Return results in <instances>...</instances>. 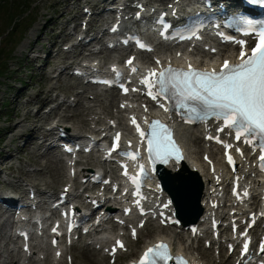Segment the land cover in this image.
<instances>
[{"label":"snow or ice","instance_id":"1","mask_svg":"<svg viewBox=\"0 0 264 264\" xmlns=\"http://www.w3.org/2000/svg\"><path fill=\"white\" fill-rule=\"evenodd\" d=\"M254 2L264 3V0H254ZM243 23L247 25L245 34L255 33L258 42L251 49L250 55L243 50L245 41L238 42L242 48L239 63L230 64L225 60L219 73L194 70L191 65H189L188 71L171 67L161 70L159 73L153 70L149 76L155 79L150 82L148 77H145L142 83L148 88L147 94L153 100L158 97L174 98L179 107L186 110L188 114L186 122H192L194 118L206 119L212 116L217 120H222L224 128L234 131L237 141H241L243 138L244 143L253 145L254 141L258 139L261 151V168L264 170V26L257 29L253 22L247 19L243 20ZM139 46L146 47L144 44H139ZM127 63L131 64L132 61L129 60ZM153 88H157V91L153 92ZM170 90L171 95H169ZM125 91L127 90L125 89ZM160 107H164V105L161 104ZM132 122L136 123L135 118ZM224 128H219L218 131H224ZM137 130L140 131L142 138L147 137V151L153 164L156 162L166 163L173 157V154L177 160L181 158L179 147L167 126L162 125L159 121H154L149 125L147 133L141 131L139 125H137ZM119 135L118 133L115 137L117 142ZM209 139H213V137H209ZM215 139L221 142L218 137ZM116 146L114 145V148ZM224 147L229 149L232 145L224 143ZM236 151L243 155L239 148ZM138 155V152L132 153L129 154V158L135 160ZM228 161L235 170L233 157L228 155ZM140 168L141 174L147 175L143 170V165H140ZM127 174L125 171V175ZM132 180L134 183H138V177H132ZM171 204L172 201L169 200L163 207L168 208ZM53 231L55 232L56 229L54 228ZM133 237L135 238V229H133ZM116 245L123 247L119 240L116 241ZM260 250L264 252V242L261 243ZM247 251L248 242H245L241 255H245ZM171 258L167 245L161 243L149 248L141 258L140 264H158V261L166 262Z\"/></svg>","mask_w":264,"mask_h":264},{"label":"rangeland","instance_id":"2","mask_svg":"<svg viewBox=\"0 0 264 264\" xmlns=\"http://www.w3.org/2000/svg\"><path fill=\"white\" fill-rule=\"evenodd\" d=\"M55 1L57 4L54 5ZM65 1L66 0H0V33L8 27L10 13L12 15L15 14L14 16L20 19V27L16 29V32L11 38L14 50L8 57V70L2 77H0V142L2 145H5L2 154L0 151V161L4 160L8 155V152L12 153L7 161L4 160L3 162H0V174L3 178L12 179L15 175L22 176L26 172L29 173L34 166L37 168L38 164H41V166L46 164V169H48V167H50L49 164L54 166L58 159L54 154L47 153L46 155H42V150L35 151L33 149L34 147L30 145H26L24 147L25 150L23 151H20V149L23 142L29 140L27 139L28 129L32 127L33 123H38L41 118L40 113H37L36 117L32 116V110L33 107H36V102L33 103L32 101V103L28 104L29 106L24 105L25 102H30L29 95L40 91V93H42L40 98L42 99L46 92L47 94L53 95L56 92L54 90L58 91V89L63 90V93H71L70 89L67 88V85L71 83V80L62 77L58 82L55 80L49 82V80L46 79V76H43L44 73L47 75V70L50 64L44 67V71L40 70V66L45 61L44 57L46 56V53L50 48H53V46L50 47V44L56 39L57 28L59 29L63 23L64 25L67 24L66 20L71 17L69 15L75 13L76 10L82 12V6L77 7L76 4H71L69 1L66 3ZM65 5L71 9L68 14L66 12L62 13ZM74 6L75 8H73ZM30 20L32 21L27 26L28 21ZM47 20H55V30H52L49 26L43 27ZM35 27H37V34L40 31L42 32L40 41H35V35L29 34ZM20 34H22V38L19 40ZM24 43L26 44V47H22ZM57 47L58 46H56V48ZM59 48L61 49V46H59ZM36 54L39 56L37 59L33 60L32 57ZM51 54V56L54 57V60H57L60 57L58 54H53V52ZM76 90H80V88H77ZM40 98H38V100H40ZM11 115L13 116L12 121L15 122L25 116L26 119L21 122L22 125L19 126L17 130L4 133L1 128L6 123V119ZM29 117H31V119ZM17 132L23 133V138L12 140V137L15 138V133ZM17 149L19 150V153L15 151ZM32 151H34V154ZM31 154L38 157V161L36 162L37 165H31ZM42 178L49 179L48 174L46 172L43 175L30 174L29 178L23 177V181H34L37 182L38 185H41L43 183ZM5 234L6 229H1L0 249L3 251V258L7 256ZM77 251L78 250L76 249V253ZM207 257L208 256L206 255L205 258ZM80 262L83 263L82 261Z\"/></svg>","mask_w":264,"mask_h":264},{"label":"bare ground","instance_id":"3","mask_svg":"<svg viewBox=\"0 0 264 264\" xmlns=\"http://www.w3.org/2000/svg\"><path fill=\"white\" fill-rule=\"evenodd\" d=\"M125 7L129 8L128 5H125ZM80 15L81 14L78 13L77 14V17H79ZM47 24H49V26L54 30V27L52 26V25H54V21H47L44 24L43 27H45V25L47 26ZM36 29H37V27L34 28L30 34L33 35V33H34V31ZM41 34H42V32L40 31L36 35L35 39L40 41L41 40ZM64 36H65V34H64ZM59 37L62 38L63 35L60 34ZM58 41H61V40H58ZM228 49L229 50H233L232 47H229ZM176 51H181V50H179L178 48L175 49L174 54H175ZM201 51H203L206 55H208V51H204L203 49ZM220 55H223V54H220ZM38 56L39 55L36 54V55H34V57H32V59L35 60V59H37ZM209 56L215 57V55H209ZM221 58H222V56H221ZM46 59H47V55H46ZM46 59H45V61H46ZM98 63L99 64H102L101 63V60H98ZM63 66L64 67H60V69H56V63H53L51 65V70L52 69H55L57 71V76H60L62 73H64V71H66V69L69 67V64H66V65H63ZM47 78L49 80L52 79V77L50 75H47ZM37 95L38 94H34L33 96H31L32 99H34L35 97H37ZM95 97H96V95H95ZM53 100H55V97L54 96L51 97V96L46 95L44 97L43 101H41L39 103H40V106H41L43 102H52ZM62 103H64V101H62L60 104L58 103L57 107H60V105H62ZM79 103H80V101H79V99H77L75 101V104H78L79 105ZM107 107H108V105L107 106H103L102 108L104 109V111L109 112V109ZM79 113H81V112H79L77 110L76 113L61 115L59 117V119H58L57 124H56V128H52V129H57V131H59L58 130V127H63V128L68 129V131H69L71 129H75V126L78 125V124L79 125H82L83 123H85V119H83L82 117H77L79 115ZM12 118H13V116L11 115L10 117H8L6 119V123L1 128L2 132L6 133V132H13V131L17 130V128L22 125L21 122H23L26 119V117H24V118L18 120L17 122H15V121H12ZM65 120L71 121V124L65 123ZM121 123L122 122H120V124ZM29 129L31 130V133L32 134H36L37 132H40L42 139L45 138L47 135H50L51 133H53L51 131H42L41 130V125H35L34 123L32 124V127H30ZM198 129L199 128L197 126L192 128V127H180L179 125H177V130H178L179 138L184 143V145H185V147L187 149V153H188V157L186 158L185 162L190 163V161H192L191 165H196L197 166L198 173H199V175H201L202 181L204 182V185H205V188H204V191H203V195H202V199H201V206L203 208V214H202V216H203V215L207 214V211L210 209V206L207 203V199L212 196V192L210 191V189H212V187H213V180H212L210 174L208 173V169L205 167L204 163L202 162V159H201V155L202 154H200V158L197 156V153L199 151L203 152V148H201V136L198 134ZM20 136H22V134L17 132V133H15V138L12 137V140H14V139H16V138H18ZM36 141L38 142L39 140H36ZM42 142L43 141H41L40 143L36 144V147H40V144ZM196 145L199 146L200 148L199 149L196 148ZM4 146L5 145H2V143L0 142V151H1V154L4 151V148H5ZM210 152H211V154L213 156H216L217 155V151L214 148H212V147L210 148ZM6 157L4 158L5 161L8 160V158H6ZM31 158H32V160L34 162H37L38 161L37 160L38 158L35 155H32ZM215 158H216L217 164L221 165L222 164L221 159L218 156H216ZM4 160H1L0 162H3ZM183 163L184 162H182L181 164H183ZM63 169H64V164L63 163H59V161H57L55 167H51V166L48 167V172H49V174L51 176V179L49 180V182H47L46 180H44V183L47 184V185H50L51 182H55L56 183V181L59 182L60 180L70 182L71 180H68V178H67V172L63 171ZM33 170H35V169H33ZM88 171L89 170L87 168L82 169V172H84V173H87ZM249 172H251V170H249ZM28 174L29 173H27L26 175H28ZM64 178H66V179L64 180ZM20 179H21V177H20ZM67 182L62 183L61 188ZM7 185L11 188V191L22 190V188L20 186L14 184L12 181H8L7 182ZM61 188L58 189V192L61 191ZM6 190H8V188ZM6 190H3L2 191L3 194H6ZM39 191H42V190H39ZM21 192L22 191H20L19 193H21ZM46 192L47 193H50L51 192V187H49V189H46V190H44L41 193L44 194ZM156 227L159 228V229H161V230L168 228V227H162V226L156 224V225H149L145 229L146 230H149L150 228H156ZM142 232H143V230H140L139 231V233H142ZM175 238L176 237L170 238V239L172 240V239H175ZM202 250L204 252H206L205 247H202ZM97 254H99V253H97ZM78 256H79V258H81V260H83L84 262H86L88 264H102V259L103 258L101 257L100 258V261L98 262V258H97L98 255H96V252L89 251L85 247L80 248V251L78 253ZM50 260L51 259H45V261L43 263L40 260V264H45V263L46 264H54V263H50ZM29 263L36 264V261H35V259H31V260H29L27 262V264H29Z\"/></svg>","mask_w":264,"mask_h":264},{"label":"trees","instance_id":"4","mask_svg":"<svg viewBox=\"0 0 264 264\" xmlns=\"http://www.w3.org/2000/svg\"><path fill=\"white\" fill-rule=\"evenodd\" d=\"M5 68L3 67V65L0 66V74L2 73V71L4 70Z\"/></svg>","mask_w":264,"mask_h":264}]
</instances>
